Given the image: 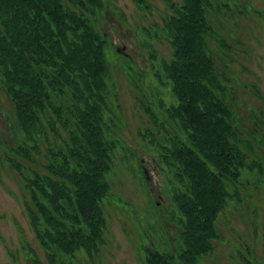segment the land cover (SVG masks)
<instances>
[{"label":"trees","instance_id":"1","mask_svg":"<svg viewBox=\"0 0 264 264\" xmlns=\"http://www.w3.org/2000/svg\"><path fill=\"white\" fill-rule=\"evenodd\" d=\"M134 1L149 7L146 0ZM165 1L169 11L159 32L170 55L154 74L170 83L175 102L141 100L152 126L141 135L149 134L167 168L178 239L175 247L145 246L143 262L198 264L221 237L219 213L229 201H242L245 176L264 182V155L235 121L229 78L211 45L212 39L229 45L214 26V15L229 5ZM105 5L0 0V84L19 133L13 146L1 141L0 167L18 177L19 200L44 257L18 227L25 264H80V253L92 259L104 241V199L119 143L111 134L107 39L95 23ZM258 141L264 146L263 135ZM241 260L264 264V250Z\"/></svg>","mask_w":264,"mask_h":264},{"label":"rangeland","instance_id":"2","mask_svg":"<svg viewBox=\"0 0 264 264\" xmlns=\"http://www.w3.org/2000/svg\"><path fill=\"white\" fill-rule=\"evenodd\" d=\"M105 1L95 23L107 39L111 134L119 143L110 193L104 199V241L92 259L80 253V264H144L145 246L175 247L178 239V210L171 198L167 168L149 134L141 135L152 127L141 100L175 102L170 83L164 77L159 81L154 74L160 60L170 55V45L159 32L161 17L169 9L165 0H146L148 8L134 0ZM218 1L230 7L222 6L223 13L214 15V26L229 45L225 48L212 39L215 60L228 75L234 97L229 103L240 131L264 155L258 141L264 136V98L255 90L264 95V0ZM14 123L10 101L0 84V150L1 141L14 145L19 135ZM0 157L4 160L2 152ZM254 176H245L248 185L242 190V201H229L219 213L216 225L221 237L213 240V250L198 264H242L241 255H262L264 182L253 181ZM260 178L264 180V175ZM18 184L15 173L0 167V264H25L18 227L44 260L24 215ZM11 252L17 260L13 261Z\"/></svg>","mask_w":264,"mask_h":264}]
</instances>
